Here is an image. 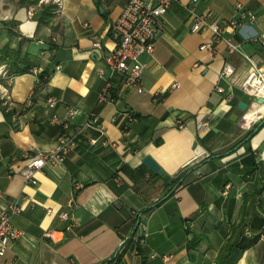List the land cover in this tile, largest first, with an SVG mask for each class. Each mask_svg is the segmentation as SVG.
I'll list each match as a JSON object with an SVG mask.
<instances>
[{
  "label": "crops",
  "instance_id": "1",
  "mask_svg": "<svg viewBox=\"0 0 264 264\" xmlns=\"http://www.w3.org/2000/svg\"><path fill=\"white\" fill-rule=\"evenodd\" d=\"M39 1L0 0V67L13 75L0 77L11 103L0 104V211L16 204L11 223L23 233L0 264H264V125L244 139L262 120L250 128L231 120L251 71L243 55L264 66V0L195 5L242 54H229L223 41L201 50L213 33L191 32L190 3L180 0L160 19L153 54L141 58L143 93L117 75L105 102L99 70L127 0H62L61 9ZM231 21L237 25L226 27ZM11 53L32 71L13 73ZM225 64L234 69L226 81ZM66 106L80 114L64 129L52 120L66 119ZM92 113L102 133L81 129ZM63 134L76 141L63 165L45 166L36 184L26 180L28 159ZM146 157L170 179L154 176Z\"/></svg>",
  "mask_w": 264,
  "mask_h": 264
},
{
  "label": "built area",
  "instance_id": "2",
  "mask_svg": "<svg viewBox=\"0 0 264 264\" xmlns=\"http://www.w3.org/2000/svg\"><path fill=\"white\" fill-rule=\"evenodd\" d=\"M198 0H188L189 6L185 7L190 20L192 21L191 32L201 33L205 30H210L213 33V42L202 45L201 50H207L212 52L213 44L223 41L229 54L241 53L240 45L233 42L232 39L224 36V29L219 27L215 23H211L207 18L196 11L195 5ZM180 0H127L126 5L123 8L120 16L111 27V37L115 42V48L109 54L104 57L105 69L99 70L100 77L105 79V86L99 97V102L107 101L108 89L111 84V80L115 76H122L124 84L127 87H135L138 93H143L142 75L144 72V64L141 62V58L144 55L151 56L154 52V43L157 38L158 23L163 18L168 10L174 5L178 4ZM52 3L58 9L62 8V0H40L39 4ZM236 9L242 12V5L238 4ZM242 19H246L250 23L256 20V17L251 13H242ZM235 21L226 23L228 26H236ZM95 50H101V44L99 42L93 43ZM242 54V53H241ZM244 59L249 63L251 71L241 85L242 91L251 98L249 110L254 106H260L258 104L259 99H264V66L260 67L257 63L246 55H243ZM36 73V71H33ZM234 74V69L230 64H225L220 78L223 80H229ZM0 77L8 83L11 81L13 75L9 72L6 66L0 67ZM176 88V85L173 86ZM218 93H223L222 88H217ZM0 104L4 106L11 105L9 97L7 95V88L0 84ZM48 107L54 109L57 105V101L53 98L48 99ZM264 104V103H263ZM262 105V104H261ZM66 119L60 120L57 116L53 117L52 122L59 124L62 128L67 129V119H73L80 114L78 109L70 106L65 107ZM248 110V111H249ZM247 111V112H248ZM247 112L244 113L243 118L240 120L243 122L246 118ZM262 118V117H261ZM131 120H135L133 117ZM259 120V119H258ZM257 122V121H256ZM248 125L250 128L254 123ZM244 126V125H243ZM245 127V126H244ZM94 128L99 132L104 131V126L99 122V116L96 113H92L81 129ZM76 141L72 135L63 134L59 137L53 147L45 152L39 153L34 157L28 159L26 168L23 170L22 175L26 180L36 184L35 175L38 171H41L45 166L50 165L57 168L63 165L67 156L75 149ZM73 202L68 203V209L71 210ZM20 208L16 204L8 205L0 211V256H4L10 245L20 239L23 233L15 228L11 223V218L18 214ZM60 219L67 221L70 218L69 212H63L60 214ZM145 230V229H144ZM46 237L51 236L50 233L45 234ZM146 231H144L142 241L147 237Z\"/></svg>",
  "mask_w": 264,
  "mask_h": 264
},
{
  "label": "trees",
  "instance_id": "3",
  "mask_svg": "<svg viewBox=\"0 0 264 264\" xmlns=\"http://www.w3.org/2000/svg\"><path fill=\"white\" fill-rule=\"evenodd\" d=\"M10 57H11V59H12V61H11L10 64H11V66H12V68H13V73H15V74H17V75H21V74H25V73H30V72L32 71V69H33V64H30V63H26V64H25V62H22V63H21V67H20V66L17 65V62H18V60H19V57H16V54H15V53H11V54H10ZM28 59H29V58L26 57V60H28ZM47 76H49L47 72L42 73V74H40V75L38 76V83H39V85H42V84L46 83V81H47ZM263 125H264V123H263L261 126H258V124L255 125V127H254L252 130H250V131L248 132V134L245 136L244 139H247L249 136H251V135L253 134L255 128L258 127V131H259L260 128H261ZM254 134H255V133H254ZM237 146H238V144L235 145V146L232 148V151H234V150L236 149ZM196 167H197V166H193V167H191V168L185 170L184 172L180 173V174L177 176V178L173 179V181H172L173 185L176 186V187L180 186V185L182 184V182L187 178L188 173L191 172V171H193ZM151 173H152L154 176H156L155 173H153V172H151Z\"/></svg>",
  "mask_w": 264,
  "mask_h": 264
},
{
  "label": "water",
  "instance_id": "4",
  "mask_svg": "<svg viewBox=\"0 0 264 264\" xmlns=\"http://www.w3.org/2000/svg\"><path fill=\"white\" fill-rule=\"evenodd\" d=\"M250 102H251V98L247 94H244L241 101L238 103L236 109L234 110L231 120L234 122L240 121L243 118L244 113L249 110ZM263 103H264V99L258 100V104L261 105ZM263 123H264V117L262 118V121L260 122L259 126H261ZM257 131H258V127L254 129L253 133H256ZM251 136H249L248 138H250ZM144 163L152 172L156 173L159 177L163 178L164 181H168L170 179L169 175H167L165 171L160 167V165H158L151 157H146Z\"/></svg>",
  "mask_w": 264,
  "mask_h": 264
},
{
  "label": "bare ground",
  "instance_id": "5",
  "mask_svg": "<svg viewBox=\"0 0 264 264\" xmlns=\"http://www.w3.org/2000/svg\"><path fill=\"white\" fill-rule=\"evenodd\" d=\"M261 117H264V104H262L260 106H254L253 108H251L247 112L245 120H243V125L245 127H247L248 125L252 124L253 122H256Z\"/></svg>",
  "mask_w": 264,
  "mask_h": 264
},
{
  "label": "rangeland",
  "instance_id": "6",
  "mask_svg": "<svg viewBox=\"0 0 264 264\" xmlns=\"http://www.w3.org/2000/svg\"><path fill=\"white\" fill-rule=\"evenodd\" d=\"M262 118H260L259 120H257L256 124L259 123L262 120ZM241 125H243V122H241Z\"/></svg>",
  "mask_w": 264,
  "mask_h": 264
}]
</instances>
